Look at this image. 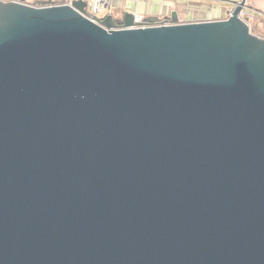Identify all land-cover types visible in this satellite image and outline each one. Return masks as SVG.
Here are the masks:
<instances>
[{"label": "water", "instance_id": "95a60500", "mask_svg": "<svg viewBox=\"0 0 264 264\" xmlns=\"http://www.w3.org/2000/svg\"><path fill=\"white\" fill-rule=\"evenodd\" d=\"M0 0V264H264V37Z\"/></svg>", "mask_w": 264, "mask_h": 264}, {"label": "crops", "instance_id": "0c3cea01", "mask_svg": "<svg viewBox=\"0 0 264 264\" xmlns=\"http://www.w3.org/2000/svg\"><path fill=\"white\" fill-rule=\"evenodd\" d=\"M234 1L239 0H210V2L201 0H111L102 15L120 16L124 11L130 10L142 17L147 15L162 17L169 15L175 9L181 21L221 18L227 15V9L233 6Z\"/></svg>", "mask_w": 264, "mask_h": 264}, {"label": "rangeland", "instance_id": "374dc122", "mask_svg": "<svg viewBox=\"0 0 264 264\" xmlns=\"http://www.w3.org/2000/svg\"><path fill=\"white\" fill-rule=\"evenodd\" d=\"M139 5L141 6V3ZM243 17H247L246 21L253 33L264 37V0H245Z\"/></svg>", "mask_w": 264, "mask_h": 264}, {"label": "built area", "instance_id": "2783aa9c", "mask_svg": "<svg viewBox=\"0 0 264 264\" xmlns=\"http://www.w3.org/2000/svg\"><path fill=\"white\" fill-rule=\"evenodd\" d=\"M1 1H18V0H1ZM65 3L70 4L73 0H63ZM87 12L85 15L93 20H96V17L100 16L103 11L110 5L111 0H87ZM237 2V1H236ZM234 1V4L236 3ZM244 9V7H243ZM243 9L240 11V16L243 17ZM135 19L140 20L141 15L135 14Z\"/></svg>", "mask_w": 264, "mask_h": 264}]
</instances>
